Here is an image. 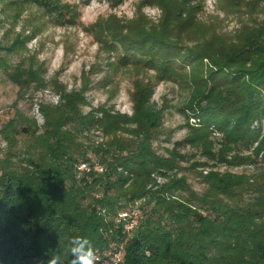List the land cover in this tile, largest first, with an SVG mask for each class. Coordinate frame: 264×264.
<instances>
[{
  "label": "trees",
  "instance_id": "1",
  "mask_svg": "<svg viewBox=\"0 0 264 264\" xmlns=\"http://www.w3.org/2000/svg\"><path fill=\"white\" fill-rule=\"evenodd\" d=\"M155 1L162 22L155 28L131 21L138 35L126 50L133 47L158 78L188 90L186 110L194 119L187 136L163 154L153 145L164 129L150 84L130 94V115L119 114L90 107L83 90L38 81L33 67L0 57V73L19 92L51 87L58 96L55 104H37L42 125L16 108L0 126V264H39L56 252L67 264L77 235L100 253L121 243L122 264H264V26L179 49L167 33L180 27L187 35L190 11ZM186 146L204 160L188 165ZM95 161L103 174L77 176L79 164ZM196 169L200 193L185 174ZM135 202L140 218L127 235L112 217Z\"/></svg>",
  "mask_w": 264,
  "mask_h": 264
},
{
  "label": "rangeland",
  "instance_id": "2",
  "mask_svg": "<svg viewBox=\"0 0 264 264\" xmlns=\"http://www.w3.org/2000/svg\"><path fill=\"white\" fill-rule=\"evenodd\" d=\"M172 3L176 12L190 11L188 26L193 27L187 35L179 31L180 27L172 29L175 34L167 33V42L179 49L212 37L232 38L245 26H264V0ZM162 18L155 0H0V57L14 67H33L38 81L57 82L66 91L83 90L90 107H103L119 114L130 115V94L138 84H150L154 90L151 98L163 111L164 129L153 145L163 154L165 148L171 149L175 142L183 140L188 134L187 126L194 123L186 110L188 90L174 81L158 78L145 60L136 58L133 47L126 50L138 35L131 30V21L146 20L149 27L157 28ZM178 34L179 44L175 41ZM127 35L130 41L126 45L123 40L129 39ZM31 88L19 92L0 73V126L13 116L16 108L34 117L39 126L43 124L37 104H55L58 96L51 87L36 91V86ZM88 109L84 107L83 111ZM90 137L101 141L97 132H91ZM4 149L0 138V157ZM181 150L187 154L188 165L204 160L195 148L186 146ZM245 168L253 171L252 166ZM219 170L239 173L242 168L221 166ZM200 171H185L191 188L199 193L204 189L198 177Z\"/></svg>",
  "mask_w": 264,
  "mask_h": 264
},
{
  "label": "built area",
  "instance_id": "3",
  "mask_svg": "<svg viewBox=\"0 0 264 264\" xmlns=\"http://www.w3.org/2000/svg\"><path fill=\"white\" fill-rule=\"evenodd\" d=\"M76 169L77 176H80L83 173L103 174L106 170L103 164L96 161L87 164L81 163ZM139 203L140 202H135L134 204L129 205L126 210H122L112 217L114 224L121 228L122 233L128 235L132 233L137 226L141 213ZM99 213L106 218L107 213L105 210H101ZM96 252L100 264H122L124 259L123 245L117 241L110 242L108 248L104 250L103 253Z\"/></svg>",
  "mask_w": 264,
  "mask_h": 264
},
{
  "label": "clouds",
  "instance_id": "4",
  "mask_svg": "<svg viewBox=\"0 0 264 264\" xmlns=\"http://www.w3.org/2000/svg\"><path fill=\"white\" fill-rule=\"evenodd\" d=\"M68 253L70 260L67 264H100L93 242L86 236H74L69 240ZM39 264H65L63 256L56 252L50 254V258Z\"/></svg>",
  "mask_w": 264,
  "mask_h": 264
}]
</instances>
